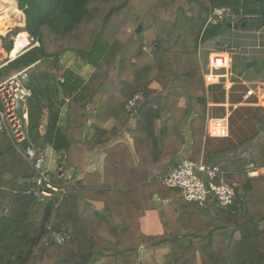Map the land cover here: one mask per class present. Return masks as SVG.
Here are the masks:
<instances>
[{
    "label": "trees",
    "instance_id": "trees-1",
    "mask_svg": "<svg viewBox=\"0 0 264 264\" xmlns=\"http://www.w3.org/2000/svg\"><path fill=\"white\" fill-rule=\"evenodd\" d=\"M17 6L25 14L22 30L38 45L0 71L30 67L28 87L37 97L29 107V137L37 145L65 151L66 156L58 159L63 173L80 168L99 144L110 141L102 127L111 117L131 136L136 128L147 134L151 125L154 133L135 141L140 163L133 170L130 152L115 145L105 151L102 182L88 183L87 176L78 181L57 178L53 173L55 181L69 189L46 203L32 199L34 170L0 133V264H147L140 260L141 247L164 250V264H264V175L250 176L244 169L228 167L225 178L236 186L234 203L225 209L188 202L171 188L157 192L163 186L160 165L184 146L188 133L180 128L189 112L193 136L184 158L195 159L194 129L197 121L205 120L206 105L199 46L227 24L205 26L208 16L215 7L227 6L262 19L264 0H18ZM8 20L0 16V32ZM237 27L250 28L241 23ZM22 37L16 38L13 53L23 48ZM12 48L11 44L7 50ZM66 52L93 68L106 65L90 95H108L112 109L105 110V101L101 113L90 119L92 137L80 143L74 142L73 129L90 117L85 104L73 99L67 108V130L57 127L58 111L50 110L46 132H39L44 97L75 95L81 85L72 72H66L62 82L59 79L60 56ZM39 65L38 72L31 73ZM153 82L159 90L150 87ZM135 95L141 99L129 111L125 106ZM182 98L184 107L179 106ZM158 120L160 127L155 126ZM133 172L145 177L134 178ZM84 190L104 202V212L82 203ZM155 194L172 201L162 207L164 233L149 236L139 228L143 210L139 199L148 195L152 200ZM49 226L66 235L62 244L48 241Z\"/></svg>",
    "mask_w": 264,
    "mask_h": 264
},
{
    "label": "crops",
    "instance_id": "crops-1",
    "mask_svg": "<svg viewBox=\"0 0 264 264\" xmlns=\"http://www.w3.org/2000/svg\"><path fill=\"white\" fill-rule=\"evenodd\" d=\"M15 1L18 5V0ZM22 1L25 2V0ZM4 3L8 8L3 10L0 16L8 18V16H10L8 12L11 10L17 14L18 11H20L21 14L20 16L16 14L15 17H10V22L9 20L6 22L8 27L0 32V67L7 64L8 61H11L10 54L11 57L19 56V53L23 49L22 48L19 52L15 51L13 53L15 43L10 39L11 36H9V32L13 31L15 28H20L18 30V33L20 34L17 37L23 34V47L28 44L27 36H29L27 32L22 30L25 26V14L19 6H17L12 0H5ZM11 7H15L17 10ZM227 24L218 34L201 42L199 46L198 55L202 73L203 71L211 72L217 77H215L210 84H207L204 80L206 86L205 120L203 122L197 121L195 125L194 131L197 135V150L195 152V159L192 160H201L208 164L218 165L224 171H228V167H230V169H244V166L247 163L253 162L255 165L262 168L259 175H264V23L256 28L228 27ZM10 43H12L13 48L7 53L6 49L10 46ZM35 43L36 44L33 46L38 45L37 42ZM30 44L31 42L29 43V46ZM28 47L23 52L30 49ZM234 48L237 50L231 51V49ZM224 52H226L230 58L229 69L218 68L210 70L208 67L209 55ZM61 58L62 55L60 56L59 65L62 63ZM245 63H254V65L245 67ZM61 67L63 69L60 71V81H63L62 78L66 74L65 71L72 72L75 78L82 81L79 88H88L92 85L93 79L96 77V73L93 75L95 68H92L79 60L75 62H63ZM229 72L231 74H229ZM8 75L9 73H7L3 79ZM97 76L99 75L97 74ZM95 86L93 87L95 88ZM150 87L153 89H160L155 82H153ZM250 90L252 91L251 94H247ZM92 91H89L87 94L85 93V95H49L48 98L44 97L43 101L45 102V106L42 108V114L39 121L40 134L46 132L49 123L48 117L50 115V110L58 111L57 127L62 131L68 129L67 108L70 100L73 99L79 103L85 104V110L88 111L90 117L85 125L83 124V126L73 129L74 142L80 143L83 139L84 141L89 140L93 135L90 119L97 111L101 113V107L105 104V101V110L112 109L108 107V95H90ZM137 96L139 98V95ZM36 97L37 95H30L28 99V118L30 104L35 101ZM139 99H141V97ZM48 101L50 104H48ZM185 105L186 100L182 98L179 106L184 107ZM125 108L129 111H133L135 106L130 109L126 106ZM106 112L104 111V115ZM72 113L76 116L77 110H74ZM192 118L193 114L191 112L185 116L184 123L180 128L182 131L188 133L185 138L184 146L176 156L162 162L160 165V177L171 166L183 159L184 154L189 148H191L193 133L191 132L189 124ZM215 120H221L227 127V131L224 135H212L209 133L210 126ZM115 123V118L111 117L102 127L103 131L107 133L104 135V138L110 141L105 144H99L84 161L83 159H80V163L83 161V165L80 168L68 169L66 171L67 179L70 180L73 177L74 180L78 181L87 176L88 183L102 182L104 176L105 151L115 145H123L130 152L129 158L131 161H128V164L132 170L134 164L136 165L140 163L139 157L136 153L135 141L139 142L144 138L149 139L154 133V125L146 128L145 131L147 134H145L140 128H136V131H134V134L131 136L124 127L121 125L117 126ZM155 126L160 127L159 120L155 122ZM76 130H78V133ZM148 131L150 133H148ZM44 147L48 150L50 156L46 165L52 172L51 167L54 166V161L57 158H60V153H63L61 159L64 158L66 154L65 151H61L60 153L56 152L50 145ZM138 150L143 152V149L140 146L138 147ZM152 160L154 163L157 161L154 157H152ZM151 166L153 167V164ZM62 168L63 165L58 164L55 172L52 173L58 174L59 170ZM132 174H134V178L145 177L138 175L136 172H133ZM85 196L86 197L81 200L84 205L90 206L93 210L104 212L105 206L103 201L94 200L93 194L87 191H85ZM171 201L172 199L170 198L161 199L157 194L153 196L152 200L148 199V195L140 197L139 204L143 207V210L138 215V224L140 230L145 235L155 236L164 233L165 226L161 219L162 207H165ZM260 228H263V224H260ZM184 229H187V225ZM235 237L238 239L239 234H235ZM139 252L140 260L147 264L165 263L163 257L164 250H151L141 247Z\"/></svg>",
    "mask_w": 264,
    "mask_h": 264
},
{
    "label": "built area",
    "instance_id": "built-area-1",
    "mask_svg": "<svg viewBox=\"0 0 264 264\" xmlns=\"http://www.w3.org/2000/svg\"><path fill=\"white\" fill-rule=\"evenodd\" d=\"M259 18L260 15L257 13H247L241 9L235 12L227 6L215 7L208 16L205 26L222 22L239 25L242 22ZM17 36L11 37L13 43H15ZM142 49L147 50V47L144 45ZM235 50L237 49H231V51ZM23 51L21 50L19 54L21 55ZM16 57L10 56V59L13 60ZM229 62L230 58L226 52L213 53L208 57L210 70L229 69ZM29 70L30 67L21 68L0 81V133L9 138L16 150L34 170L29 189L32 199L46 203L57 196L66 195L69 187L55 181L54 174L46 165V148L30 140L28 99L31 91L28 87ZM229 74L231 73L229 72ZM203 77L205 82L210 84L217 76L211 72L203 71ZM251 92L250 90L247 94H251ZM137 98V95L131 98L126 107L128 109L133 108ZM226 131L227 127L221 120H215L209 129V133L212 135H224ZM261 169L253 162L244 166V170L251 176L259 175ZM225 174L226 172L218 165L183 158L165 171L160 179L166 187L180 191L183 198L188 202L197 203L199 206L209 204L225 209L234 203L236 186L234 182L226 180ZM66 175L67 173H63L61 169L58 174L56 173L57 178ZM47 228L49 230L48 241L56 244H62L65 241L66 235L63 232L53 230L50 226Z\"/></svg>",
    "mask_w": 264,
    "mask_h": 264
},
{
    "label": "rangeland",
    "instance_id": "rangeland-1",
    "mask_svg": "<svg viewBox=\"0 0 264 264\" xmlns=\"http://www.w3.org/2000/svg\"><path fill=\"white\" fill-rule=\"evenodd\" d=\"M4 2H5V0H4ZM3 2V0H0V15L2 14V11L3 10H5L6 8H8L7 7V5L5 4ZM11 13H13V14H11ZM8 14L10 15V16H8V19H9V22H10V17H15V15H16V13H14V12H12V11H9L8 12ZM20 28H15V29H13V31H10L9 32V36H11V37H14L15 38V36H17V34H18V30H19ZM20 34V33H19ZM18 34V35H19ZM11 37H10V39H11ZM27 38H28V40H27V42H28V44L25 46V47H23V49L22 50H25L28 46H29V42H31V44H30V46L28 47V48H30L31 46H33L34 44H36V43H34V44H32V40H31V38L29 37V36H27ZM12 40V39H11ZM12 43H10V45H11ZM14 46V45H13ZM6 52L7 53H9V51L6 49ZM12 52V51H11ZM10 56H11V54H10ZM62 63L63 62H68V61H71V62H75V61H78V58L73 54V53H71V52H66V53H64V54H62ZM61 63V64H62ZM61 64H60V67H61ZM41 66H44L45 64H43V63H41L40 64ZM40 65L39 66H35L32 70H31V73L32 72H38V69H40ZM93 68V67H92ZM63 68L61 67V70H62ZM105 69H106V65L102 62L101 64H100V66H98L97 68H95V71L93 72V75H94V73H96V77L93 79V82H92V85L91 86H89L88 88H84V87H80L77 91H76V93H75V95H85V93L87 94L89 91H92L93 90V86H95V85H98V83H99V81L101 80V78H102V76H103V74H104V71H105ZM14 71H11L10 73H9V75L11 74V73H13ZM7 72H5V71H0V80H2L3 79V77L4 76H6L7 74H6ZM30 73V74H31ZM65 73H66V71H65ZM97 74L99 75V76H97ZM63 76H64V74H63ZM75 77H73V80H75L74 79ZM65 79V76L62 78V80H64ZM49 153H48V150H47V156H46V164H47V161H49ZM59 164V160H58V158L54 161V166L53 167H51V169H52V172H55V170H56V166ZM161 177H160V175H159V179H160ZM160 181H161V179H160ZM165 185H163L161 188H159V189H157L158 191V193H163V190H165L166 189V186L164 187ZM168 188V187H167Z\"/></svg>",
    "mask_w": 264,
    "mask_h": 264
},
{
    "label": "water",
    "instance_id": "water-1",
    "mask_svg": "<svg viewBox=\"0 0 264 264\" xmlns=\"http://www.w3.org/2000/svg\"><path fill=\"white\" fill-rule=\"evenodd\" d=\"M264 21V17L262 19H255L253 21H249V22H242L241 26H247V27H257L260 25V23ZM228 27H237L238 25H231L230 23L227 24ZM140 26L137 27V32L140 30ZM254 63H245L244 66L245 67H249V66H253ZM63 156V153H60V158Z\"/></svg>",
    "mask_w": 264,
    "mask_h": 264
},
{
    "label": "bare ground",
    "instance_id": "bare-ground-1",
    "mask_svg": "<svg viewBox=\"0 0 264 264\" xmlns=\"http://www.w3.org/2000/svg\"><path fill=\"white\" fill-rule=\"evenodd\" d=\"M11 8H13V9H16L15 7H11ZM17 10V9H16ZM12 11V10H11ZM17 14V13H16ZM20 14H21V12L20 11H18V16H20Z\"/></svg>",
    "mask_w": 264,
    "mask_h": 264
}]
</instances>
